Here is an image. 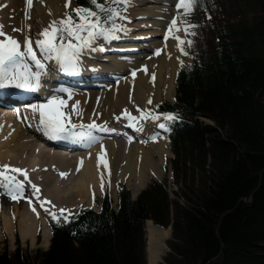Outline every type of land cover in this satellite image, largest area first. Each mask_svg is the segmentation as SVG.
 <instances>
[{
  "label": "trees",
  "instance_id": "16d2710c",
  "mask_svg": "<svg viewBox=\"0 0 264 264\" xmlns=\"http://www.w3.org/2000/svg\"><path fill=\"white\" fill-rule=\"evenodd\" d=\"M198 4L207 31L195 64L160 106L179 117L169 134L176 197L157 180L136 199L123 186L118 207L105 195L99 209L54 222L48 249L2 251L0 264H148L146 218L172 225L161 264H264V0Z\"/></svg>",
  "mask_w": 264,
  "mask_h": 264
},
{
  "label": "bare ground",
  "instance_id": "6f19581e",
  "mask_svg": "<svg viewBox=\"0 0 264 264\" xmlns=\"http://www.w3.org/2000/svg\"><path fill=\"white\" fill-rule=\"evenodd\" d=\"M0 1H1L0 2V14H2L0 16V20L2 24H5V26H9V30L12 32L11 34H7V36H11L15 39H18L20 38L21 35H25V37L29 36L32 28H37L38 26H42V27L46 26L45 24L47 23V21L50 20L55 15L56 12H57V15L59 14V12H61L59 3L62 0H37V1L33 0L31 5H29L28 3H24L23 0H0ZM63 3L65 5L66 0H63L61 2L62 5ZM156 3H160L161 5H158ZM168 4L169 5L171 4L174 7L172 9H169L170 6L167 7ZM176 4H177V0H141L135 3V5L132 7L131 16L129 17V21H128L129 31L126 33L130 34L134 28L139 29L141 27H154V28L142 30L140 32L135 31V34H134L135 36L133 37L141 39V38H145L149 36H154L160 33L159 29L163 30L164 27H167L168 29L170 21H172V19L176 17V14L178 13ZM8 11H10L11 14H9ZM28 15H30V19L28 18ZM138 17H141V18L146 17V18L136 23H132V21H130L132 18L134 20V18L138 19ZM14 22H16L17 24ZM29 25L31 26L30 27L31 29H29L28 27ZM14 28L22 29V31H19L18 33L17 31H13ZM175 35H178L181 37V35L178 32L175 33ZM112 40L114 39L107 40L106 43H102V46L104 47L106 46V48L119 47V48H123L124 51L135 49V48L136 49L140 48L143 50V49L152 48L150 44H153V42H155L154 40H149V41H137V40L112 41ZM176 46H177V40L170 37L168 41L166 42V46H165L166 49L164 50V52L168 51L169 55L171 56L169 58H160V63H158V65L155 64L156 62L155 56L149 59L150 61V70L148 71L149 73L145 72V70L142 69L144 71L145 77L140 76L137 79L138 84L136 85V88H135V97L137 98V100L145 103L144 101H146V99L148 98V100L151 99L153 101L156 98H158L160 93H165L166 95H169L170 92L174 90L173 78H174V71L176 69V64H175V61H176L175 56L177 55ZM23 47H24V43H23ZM107 54L108 55H104V56H106L107 58H113L112 59L114 63V65L112 66L113 72L115 73V76L118 73L117 77H120L119 73H122L123 71L127 69L128 63L131 61L129 60V58L131 59V58L148 56L147 53H143V52L140 53L139 55L138 54L136 55L134 52L120 53L121 55L114 54V53L113 54L107 53ZM100 55L102 56V54ZM166 55L168 56V54ZM80 60H84L85 62H88L82 57H80ZM49 62L55 68L58 69V67L55 64V61H49ZM95 63L99 64V65H94V66H99L98 70H102V71L107 70V72L105 73L106 75H108L109 69H106L108 64H106L105 61H99ZM102 64H105V66H103ZM56 72L57 70L54 71V73ZM87 72L89 74L86 73L85 78L94 80L96 76L95 73L93 71H87ZM96 72L99 73V71H96ZM62 74H64V72H62ZM69 75L70 74L67 73L66 78H69L70 77ZM71 77L76 78V75L72 74ZM77 77H78L77 84H80L81 86H89L92 89L97 88V87H102L103 85H108V88L111 86L110 85L111 81L108 79L106 80L101 79L97 81H95L96 80L95 79L94 81H91L92 83L89 84V81L84 82L86 80L85 78L79 77V76ZM61 80L62 79H53L52 81H50L49 84L56 85V83H62ZM132 80H134V78L133 79L130 78L129 80H126L125 83H127V81H132ZM86 84H89V85H86ZM119 84L123 85L124 83L123 81H121ZM118 88H121V86ZM91 92H94V91H91ZM96 92L95 94H97ZM90 94H93V93H90V92L80 93L78 94V98L86 102L87 97L89 96L92 97ZM45 95L46 93L40 92L39 97L42 98ZM114 99L117 101V104L119 103L121 105L122 103H124L121 101L120 93H118L116 98L113 97L112 93H108L105 104L101 100L99 102L96 101L97 104L94 101L93 102L87 101L88 104L81 103L82 105L81 107L84 109V111L86 110L87 112V113L85 112L84 113L87 114V116H89L91 115L92 113L91 111L92 109H94L95 106H97V108L104 106L105 111H104L102 118L105 120H108L109 118L110 119L113 118V121L114 119L118 120L117 118H114L113 115H116L117 117H119V119L123 118V121H121V124L117 123L116 127H113V126L112 127L119 131V135H122L123 133L122 136H126L131 133L135 136V138H137V140L135 141L128 140L129 143H127L126 145V143L121 141L120 139L108 138L107 141L102 142L103 140H101L99 143L91 145V147L88 150L81 151V149H78V148L86 147V144L83 142H74L73 140L68 139L69 141L66 140L65 143H63V141H60L58 144L51 140H46V139H49V137L43 134L42 140L44 139L45 141L43 140V142L48 143L47 145H51L50 143H52L53 145L55 146L58 145L63 149H67V150L70 149L71 151L78 150V152L77 151L73 152L74 154H71L70 152L68 153L57 152V151L51 150V148H48L46 145L37 144L31 138V135L29 133L30 130L31 131L34 130L37 124L35 117L33 116L27 117L28 123L31 125V127H29V130H27L26 129L27 125L23 123H18L20 121L19 120L20 118L19 119L15 118L16 114H14L12 111H7L4 109L0 110V165H11L15 168L26 170L28 181H30V183L28 181L26 182L29 185H32V184L36 186L39 185V189H41L42 191L41 193H43L45 197H42L40 194H38L39 198H37L36 195H33V189H32L31 194L34 197L35 203L38 205L39 210H41L42 212L41 213V219H42L41 227L44 230L43 232L44 239H46L47 242H49L51 235H50V230H49V227L47 225V220H46L48 214L45 212L44 209L48 208L50 211V203L44 204V207L40 206L43 201L47 200L46 199L47 197H50L51 200H53L54 202H58L60 204L69 203V205L78 206L79 203L83 202L88 196L89 186L91 184L98 186V183L100 180V177H99L100 169H101L100 166H101L102 161L108 160L109 162L114 164L112 166L113 169H117L119 167L118 164L121 163V160L123 158L132 160V161H128L126 164L123 165L124 171L126 172L127 170H130L131 175H134V174L136 175V168L134 165V161L132 159L135 157L134 155L135 152H144V153L146 152L147 153L146 156L143 155L144 157H142L144 158L143 160H144L145 167L141 166V169H140L141 171L137 179L138 182H136L138 183V185H142L144 183V179L148 171H151V170L154 171L156 169V167L154 166L156 162L154 163V158L151 155L153 150H156V152H159L161 156L163 155L164 152H166V148H165L166 141H162L161 143L151 142L149 147L146 146L143 141H140L146 138L145 137L146 135H143V131L134 121L128 120L127 117L123 115L124 111L122 109H121L123 111L122 113L116 112L112 114L111 112L112 109L110 110V108L114 104H116L115 102H113ZM23 101H24L23 103L29 102V100H23ZM145 108H142V109H145ZM129 125H133V126H129ZM146 125L149 126L148 123ZM124 126L126 127L124 128ZM1 127H3V129ZM118 131H114V132L118 133ZM149 132L150 134L155 135V132H153L150 129H149ZM101 133L106 134L108 132L96 131L95 135L101 138L103 136L101 135ZM138 138H141V139H138ZM147 145L149 144L147 143ZM75 146H79V147H75ZM67 155H71V156H67ZM112 155H113L112 161H114V156H116L115 157L116 162L114 163L111 161ZM98 156L102 157V160H98ZM81 160H82V164H81ZM135 164H136V161H135ZM76 165L78 167L81 165L82 166H81L80 172H78L77 176L73 179V177H71L72 173L70 172V168L74 169L76 168L75 167ZM52 167L54 168L57 167L59 168V171H62L63 173H67L66 178L58 177L56 173L54 175L53 170L48 171V169H52ZM21 175L23 176V180H24L25 179L24 175L23 174ZM41 175H45V177L43 176L42 178L40 177ZM14 213L15 214L20 213L17 206H16ZM4 219H5L4 223H5L6 229H10L11 217L5 214ZM19 224H20L19 225L20 233L23 237H26L29 235L34 238V233H35L36 225H37V219H36L34 212L31 209L29 210V208H25L21 211V217H20ZM146 229H147L148 245L150 247L155 246L156 251H158L159 248L162 247V245H160V242H162V240L166 236V233L171 230L170 227H167L165 229V228L159 227L156 224H154L152 220H148V223L146 224Z\"/></svg>",
  "mask_w": 264,
  "mask_h": 264
},
{
  "label": "snow or ice",
  "instance_id": "6c2138e0",
  "mask_svg": "<svg viewBox=\"0 0 264 264\" xmlns=\"http://www.w3.org/2000/svg\"><path fill=\"white\" fill-rule=\"evenodd\" d=\"M27 2L31 5L32 0H27ZM194 2L195 0H177L176 7L178 10L183 9L182 15L186 16L192 11ZM129 3L130 0H105L103 3L101 0H88V7H77L70 12H65L61 18L50 21L38 33V38L35 40L36 48L41 53L40 58L37 57L36 51L33 49V41L30 36L25 37L24 48L21 50L19 41L7 36L3 32V26L0 25V36L5 37L0 39V97L11 95V90L39 91L43 86V78L47 75L46 61H55L59 70L65 73L78 74L80 57L85 49L104 51L103 47L95 46L98 39H116L118 38L116 35L118 31L127 30L123 25H117L115 22L117 18L127 19V17H121V13L116 8L110 7V5H126ZM69 6L70 0H66L65 7L68 8ZM179 16H181V13L178 11V16L170 21L166 39L169 37L176 39L177 47L187 55V52H184L183 45L185 43L190 44L191 41H186L184 38L175 35V33L179 31L190 33V29L195 25H190L185 21V26L181 29L178 25ZM28 18L30 19V15H28ZM28 27L30 29L31 26ZM13 31L19 32L22 29L14 28ZM190 34L194 35V33ZM156 54H159V50L156 51ZM132 75L135 76V70L132 71ZM59 91L66 94L68 99L72 98V93L68 89L61 88ZM148 103H151V99ZM66 104V99L61 98L59 95H53L45 103L28 105L33 117L37 115L39 117L38 130L51 139H71L74 142H83L86 146L99 143L100 138L94 134V131H105L106 123L98 125L93 121L88 124H71L70 119H68L69 115H80L77 110L79 102L72 106L70 114L61 110ZM138 111H140V115L134 116L125 109L123 115L130 121H159L161 116L167 121H175L179 118L175 113L156 114L148 112L145 114L139 108ZM17 114L19 115L18 110ZM66 121L71 124L70 128L66 126ZM157 126L160 129L167 128L165 123H158ZM153 139H155V136ZM98 160H102V157L98 156ZM104 163L106 165V161ZM17 174H23L25 179L20 180ZM60 175L63 178L66 177L67 173L62 172ZM26 181H28L26 170L11 165H0V193L9 195L13 200L24 198L23 192ZM28 182L30 183V181ZM31 187L33 195L39 198V187L34 184ZM103 188L104 182L103 177H101V189L103 190ZM29 203L31 204V200H29ZM46 203L51 202L45 200L40 206L44 207ZM44 210L57 223H60L61 219L64 222L68 220V216H65V212H69L67 209L61 208L58 212L49 211L48 208ZM33 211H35V207H33ZM69 215L72 214L69 212Z\"/></svg>",
  "mask_w": 264,
  "mask_h": 264
},
{
  "label": "rangeland",
  "instance_id": "374dc122",
  "mask_svg": "<svg viewBox=\"0 0 264 264\" xmlns=\"http://www.w3.org/2000/svg\"><path fill=\"white\" fill-rule=\"evenodd\" d=\"M63 1V0H62ZM61 1V2H62ZM75 1L76 0H70V6L68 8L65 7L64 3L63 5L61 4V2L59 3L60 5V11L62 12H59V14L57 15V12L55 13V15L47 21V23L45 24L46 26L49 24L50 21L53 20H56V19H59L63 16V14L65 12H70L74 7H75ZM133 0L130 1V3L132 2ZM141 0H137L135 1L132 6L135 5V3L139 2ZM1 2V1H0ZM22 2V1H21ZM24 3H27V0H23ZM171 5V4H170ZM172 6V5H171ZM169 7V6H168ZM64 9V10H62ZM182 10V9H180ZM123 14L125 15V17H129L130 16V8L126 7L123 11ZM194 12H195V15H196V12H197V15L199 16V11L197 9V7H194ZM61 14V15H60ZM189 17V16H188ZM187 17V19H188ZM137 19V18H136ZM135 19V20H136ZM140 19V18H138ZM134 21V20H133ZM16 23V22H14ZM13 24V23H12ZM17 24V23H16ZM5 25V24H3ZM117 25H123L125 28L127 27V20L125 19H122V18H118V21H117ZM178 25L179 27L182 29L184 27L183 24H181L179 22V17H178ZM44 26V27H46ZM42 26H38L37 28H44ZM139 29H146V28H139ZM199 29L201 30L202 27H199ZM41 31V30H40ZM180 34L182 33V38H184L186 41H188V37H187V34L186 32L184 31H180L179 32ZM125 35V33H123V31H118V36H123ZM133 35V33H132ZM38 36L35 37V40L37 39ZM151 37V36H149ZM157 39H159V41L157 42V44H160L162 46L159 47V54H156L155 52V49H152V50H149L147 51V53H149V55L151 56H155V55H158V56H161L160 58H169L171 55H169L168 51H165L164 50L166 49V47L163 48L164 46V39H163V36H161V34L157 35L156 37ZM132 41V40H131ZM163 48V49H162ZM183 48H184V52H187V55H185L178 47L176 48V53L177 55L175 56L176 57V61H175V64H176V69H175V72L176 70H178L184 63V61H188L190 64L193 63L192 61V58L191 56L189 55L188 51H189V43H185L183 45ZM164 52V53H163ZM168 54V56L166 54ZM148 57V56H146ZM174 57V58H175ZM160 58L158 57L155 62L156 65H158V63H160ZM142 59V58H141ZM147 61H146V60ZM140 62V63H139ZM133 68V70L135 69V75L136 76H133L132 75V71L131 68ZM145 67V68H144ZM156 68V67H155ZM146 69L145 72L149 73L148 71L150 70V61L148 60V58H143L142 60L138 61V63H132L127 74L124 75L123 78H121L120 80H118L117 82L113 83V87H111V89L108 90V88H105L103 93L102 91H97L95 94V91L94 92H90V93H93V94H90L92 97H87V101H94L96 104L97 102H99L100 100L104 102H106L107 100V95L108 93H112L113 97L116 98V96L118 95V93H120V98H121V101L124 102L122 103L121 105L118 103L117 104V101L114 99L113 102H115L116 104H114L110 110L112 109L113 110H118V113H122L123 111H119V109H122V107H124L123 109H127L128 112H134V113H140V111H138V108L139 110H143L145 114H147L146 112V106H150L151 108H154L156 107V105L158 103H160L161 101H165L164 99L166 100H173L175 94H176V86L174 85V90H172L170 92L169 95H166L165 93H160V95L158 96V98H156L155 100H151V103L149 104L148 103V98L146 99V101H144L145 103H143L142 101H139L137 100V98L135 97V88H136V85L138 84L137 83V79L140 77V76H144V71L143 70ZM142 71V72H140ZM156 73V72H154ZM123 75V74H122ZM132 75V76H131ZM145 77V76H144ZM130 78H134V80L132 81H129L128 83H125L126 80H129ZM123 81L124 84L126 85H120L119 83ZM130 84V85H129ZM150 84V83H149ZM129 85V86H128ZM121 88H118L120 87ZM133 86V87H132ZM105 87V86H104ZM133 89H131V88ZM113 89V91H112ZM117 89V91H116ZM119 89V90H118ZM125 89V90H124ZM129 89V90H128ZM109 91V92H108ZM121 91V92H119ZM131 91V93H130ZM133 92V93H132ZM117 93V94H116ZM126 93V94H125ZM103 94V95H102ZM100 96V97H99ZM77 97H78V94H77ZM89 98V99H88ZM129 100H128V99ZM63 99H66L67 100V104L64 108H62L61 110L64 111L65 113H71L72 112V107L69 105V102L71 101V99H68L67 96L64 97ZM80 99V98H79ZM81 100V99H80ZM127 102H126V101ZM97 101V102H96ZM138 103V104H137ZM141 103V104H140ZM148 104V105H147ZM129 105V106H128ZM82 105L80 104V107ZM138 106V108H137ZM107 108V106H106ZM119 108V109H118ZM137 108V109H136ZM142 108H145V109H142ZM95 110V111H94ZM100 110V111H99ZM81 115L84 117V115H87L85 113L86 110L84 111V109L81 107ZM101 112V114L104 113V106H101L99 108H97V106L94 107V109H92V114L93 116H95L94 112ZM85 112V113H84ZM84 113V114H83ZM117 113V115H118ZM132 114V113H131ZM133 115V114H132ZM135 116V115H134ZM69 117H72L74 122L77 121V120H80L82 121L83 119H79V115H69ZM68 117V119H70ZM77 119H76V118ZM17 118V117H15ZM87 118V120L90 118V117H84V119ZM114 118H117L114 117ZM72 120V121H73ZM109 122H112L113 121V118H109L108 119ZM108 120H106L108 122ZM112 120V121H110ZM119 120V119H118ZM205 121H210L206 118H204ZM71 121V120H70ZM115 121V119H114ZM113 121V122H114ZM150 124L152 127H151V130L153 129L155 133H160L161 132V129L157 126L158 123H165L167 125V120H165L163 118V116H161V119L159 121H151L149 120ZM67 122V121H66ZM135 122V121H134ZM90 123V121H89ZM136 123V122H135ZM3 129V127H1ZM152 130V131H153ZM160 131V132H159ZM30 133V132H29ZM166 135L163 134H159L157 135V137H155V139H153V137H146L140 141H143L145 143L146 146H150V143L151 142H160V141H163L166 137ZM31 138L37 143V144H40L39 142H37L34 137H33V134L31 135ZM167 141V140H166ZM147 143L149 145H147ZM161 143V142H160ZM140 144V143H139ZM42 145V144H40ZM168 147V149H167ZM165 148H166V152L163 153V155L161 156L159 152H156V150H153V152L151 153V155L153 156L154 158V166L156 167V169L153 171H148L145 179H144V183L142 185H138V182L137 179H138V175L140 173V169H141V166L145 167V164H144V156L147 155V153L145 152H135L134 155L135 157L132 158L133 161H134V165H135V168H136V175H131V171L130 170H127L126 172L124 171V167L123 165L126 164L128 161H132V160H129L127 158H123L121 160V163L118 164L119 167L117 169H112V166L114 164H112L111 162H109L108 160L106 161V163H108L109 165H112L111 167L108 165V164H102L104 161H102L101 163V166H100V180H99V183H98V186L94 187L95 185H93L91 187V189H94V191L101 195L102 194V189H101V177H103V182H104V188L105 190L107 189V191H109L110 193V196L112 198V201H113V204L115 206H117V203L119 202L118 201V195L117 193H115V185L118 183V182H126V184L131 188L132 190V195L135 197L136 196V193L139 192L141 190V188H143L149 181H151L152 179H159L161 181H164L167 183L169 189H170V192H171V196L173 198L176 197L175 193L173 192V190H178V185H176V183L174 181H172L171 179V171L170 169L168 168L167 169V163H168V157L171 156V151L169 149V142L167 143L166 142V145H165ZM38 153V152H37ZM127 153V152H125ZM138 153V154H137ZM140 153V154H139ZM154 154V155H153ZM144 155V156H143ZM115 157L114 156V161L113 160V155H112V158H111V161L114 163L116 162L115 161ZM127 159V160H126ZM118 161V160H117ZM135 161H136V164H135ZM82 166V165H81ZM81 166H75L76 168L74 169H71L70 168V172L72 173L71 177H73V179L77 176L78 172H80V169H81ZM122 166V168H121ZM104 167V169H103ZM79 169V170H77ZM47 170V169H46ZM50 170H53V174L56 175L59 177L61 176L60 173H62V171H59V168H54L52 167V169H48V171ZM65 172V170H64ZM69 172V173H70ZM18 175V178H21L23 179V176L21 174H17ZM20 175V176H19ZM130 175V176H129ZM43 176L45 177V175H41L40 177L43 178ZM72 179V180H73ZM92 185V184H91ZM31 186V185H30ZM39 187V185H37ZM6 196V197H5ZM5 196H0V252L2 251H7L9 254H12L18 247L21 249V250H25L27 251L28 253H33L34 251H36L37 249H42V250H46L48 249L49 247V243H50V239H49V242L46 241V239H44V230L41 232L40 230H37V228L40 226H42L41 222H42V219H41V214L39 216H37V214H35L36 216V219H37V225H36V230H35V233H34V238L32 236H26V237H23L20 233V224H19V221H20V217H21V211L25 208H28L26 207V203L21 201L20 200V203H19V206L18 204H16L15 200H9L8 197L9 195H6ZM89 196H90V191H88V196L86 197V199L84 200L83 204L82 205H86L89 203L88 199H89ZM16 204V205H15ZM64 204H67L69 205V203H64ZM63 204V205H64ZM16 206L18 208V210L20 211V213H17L15 214V209H16ZM75 206V205H74ZM80 203L79 205L76 207H73L71 208L70 210L73 212L75 210H77V208H79ZM5 210V211H4ZM30 210V208H29ZM69 210V211H70ZM4 211V212H3ZM6 212V213H5ZM8 213V214H7ZM7 215V216H10L11 217V227L10 229H6L5 227V223H4V215ZM14 214V215H13ZM17 216V217H16ZM40 224V225H39ZM170 227V226H169ZM167 227H165L166 229ZM171 230L169 232L166 233V236L164 237V239L162 240V242H160V245H162L161 248H159L158 251H156L155 249V246H149L148 243H146V254H147V260H148V264H161L163 262V258L164 256L167 254V252L170 250L169 248V245H168V241L169 239L172 237L171 236ZM146 236H147V230H146ZM148 238V237H147ZM146 238V239H147ZM148 240V239H147ZM41 250V251H42ZM154 253V254H153ZM11 256V255H10Z\"/></svg>",
  "mask_w": 264,
  "mask_h": 264
}]
</instances>
